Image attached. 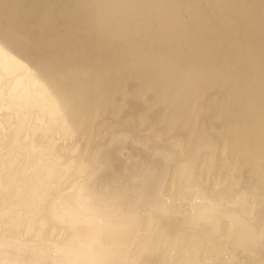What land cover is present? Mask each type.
I'll list each match as a JSON object with an SVG mask.
<instances>
[{"label":"bare ground","instance_id":"obj_1","mask_svg":"<svg viewBox=\"0 0 264 264\" xmlns=\"http://www.w3.org/2000/svg\"><path fill=\"white\" fill-rule=\"evenodd\" d=\"M262 155L264 0H0V264H260Z\"/></svg>","mask_w":264,"mask_h":264},{"label":"snow or ice","instance_id":"obj_2","mask_svg":"<svg viewBox=\"0 0 264 264\" xmlns=\"http://www.w3.org/2000/svg\"><path fill=\"white\" fill-rule=\"evenodd\" d=\"M44 103L57 122L63 124L67 131H71L83 116V101L75 93L66 94L61 99H46ZM149 143L150 141H146L145 146L148 147ZM176 148L179 150L180 146L177 145ZM156 158L162 161L171 162L175 157L173 152H157ZM261 167L264 169V155H262ZM149 174L150 170H146L145 175L147 176ZM176 174L179 181L178 187L176 184L173 186V192L176 198L184 201L192 197H196L197 200H204L208 197L209 194L196 181L188 163L178 164ZM51 198L53 200L55 199V192L52 193ZM136 198L140 201H146L147 195L144 191H137ZM195 202L196 201H194V203ZM151 206L154 211L160 209L159 204L154 203ZM48 251L49 253L59 256L62 249L57 245H51ZM148 254L149 249L145 247L142 250L137 251L134 255L130 250L127 254L122 251H117L109 254L107 259L101 260L87 257L77 260L57 259L52 262V264H154V262L145 259V256ZM34 264H49V262L37 260ZM260 264H264V258L261 259Z\"/></svg>","mask_w":264,"mask_h":264}]
</instances>
